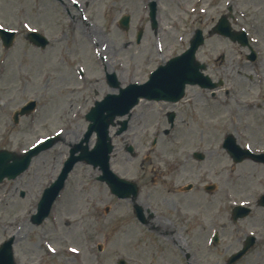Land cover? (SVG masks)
I'll use <instances>...</instances> for the list:
<instances>
[{
    "label": "rangeland",
    "instance_id": "obj_1",
    "mask_svg": "<svg viewBox=\"0 0 264 264\" xmlns=\"http://www.w3.org/2000/svg\"><path fill=\"white\" fill-rule=\"evenodd\" d=\"M64 1L0 0V26L17 30L11 47L4 48L0 40V148L19 153L37 140L60 136L34 156L24 173L0 184V244L14 236L17 264H117L119 258L127 264H226L235 243L254 233L257 245L235 264H264V208L257 205L264 193V164L250 159L234 163L222 147L225 134L232 133L243 147L264 151V77H256L259 70L264 72V0H180L191 2V10L181 5L174 14L173 0H156L164 40L155 38L149 22L138 19L146 16L150 0L142 1L144 8L141 0ZM75 3L82 9L88 5L85 20ZM228 6L234 12L233 28L249 32L258 54L253 62L247 59V48L209 33ZM131 8L137 15L129 33L119 30L116 20ZM144 24V38L137 43L134 32ZM198 28L206 38L198 59L223 86L214 95L210 89L190 87L185 98L190 99L177 105L181 113L173 126L165 110L174 107L143 102L133 110L126 132L117 135L111 128L116 145L112 169L139 183L136 201L156 218L141 223L130 199L117 198L97 180L99 168L78 162L49 218L32 224L43 189L86 131L85 114L113 91L106 73H116L123 86L145 80L163 56L185 50ZM29 29L44 32L50 44L45 49L33 46L26 35ZM240 92L252 107L246 106L235 120L229 112L216 111ZM30 99L37 101L36 110L14 123V110ZM95 139L93 135L90 144ZM127 143L136 156L124 150ZM194 150H201L205 159H193ZM185 160L186 165L180 163ZM234 168L241 174L236 181ZM189 182L196 187L182 190ZM210 183L216 188L207 192L203 186ZM234 204L251 205L253 211L233 223ZM215 231L220 241L214 246Z\"/></svg>",
    "mask_w": 264,
    "mask_h": 264
},
{
    "label": "water",
    "instance_id": "obj_2",
    "mask_svg": "<svg viewBox=\"0 0 264 264\" xmlns=\"http://www.w3.org/2000/svg\"><path fill=\"white\" fill-rule=\"evenodd\" d=\"M218 31L223 32L231 36L233 39H240L245 43V37L241 34V38L235 36L233 32H231L230 26L227 22L221 24L218 28ZM0 36L2 37L4 44L9 45L13 38V32H5L3 30L0 31ZM34 41L37 44H41L44 46L46 41L42 39L41 36L37 34H33ZM203 43V36L200 30L197 31L196 37L191 41V48L185 55H182L172 61H170L166 66L158 69L152 75L151 81L146 83V85L141 87H136L134 85L129 86L126 89H121L120 95L108 96L101 103L97 104L96 108H93L91 112L87 115V119L92 121L89 125L88 131L85 135V141H88L93 131H97L98 139L95 147L89 153L86 150L87 146L84 147L82 143L76 145L75 148L71 150V156L66 161L65 167L59 176L56 183L52 185L48 191L45 192V195L40 203V209L42 207L47 206V210L44 212V215L50 209V206L53 202V199L57 196L58 191L63 185L64 179L67 176V173L70 169H72L73 165L78 160H85L87 162L93 163L94 166L100 165L102 169L105 171L104 175L101 176V179L107 180V182L111 185L113 192L117 193L119 196H129L130 193H134L136 195L137 188L132 182L127 181H117L112 176H114L109 171V153L112 151V145L110 141V137L108 135V127L112 122L113 118L117 114H124L129 111V109L137 103L140 96H145L148 98H159V97H172L175 94L179 95V93L183 90L185 84L187 82H197L208 87H214L216 84L208 83V76H205L201 73L200 68H204L203 64L198 62L196 67L193 66L194 62V54L199 47L200 44ZM109 82L112 86H117L118 82L116 76L113 75L109 77ZM36 103L34 101L30 102L27 106L22 108L21 114L29 113L35 107ZM106 112V113H105ZM18 113L15 115V121H18L17 118ZM126 121L122 122V127L119 129V133L122 132L126 127ZM55 139L49 138L42 145L31 149L28 153L23 155H17L13 152H9L7 150H0V182L7 176L8 178H13L26 169L31 161L32 154L38 153L42 149L49 148L53 145ZM228 151L232 154L236 161L242 160L245 157H254L248 153L246 150H236L234 146V140L232 137L228 139L226 144ZM85 150L80 155H75V153L79 150ZM202 157V155H201ZM259 160L264 161V155L256 157ZM111 175V176H110ZM239 209V216H244L248 212V208H236ZM139 210V215H140ZM237 212V211H236ZM36 217V216H35ZM44 217V216H43ZM238 217V216H236ZM41 218L36 220L40 221ZM254 243V239L252 237L249 238V242L245 245V247L232 255L228 261V264H231L238 260L248 248ZM11 254V246L10 242L3 244L0 248V264H15L12 259ZM120 263L124 264V261Z\"/></svg>",
    "mask_w": 264,
    "mask_h": 264
},
{
    "label": "bare ground",
    "instance_id": "obj_3",
    "mask_svg": "<svg viewBox=\"0 0 264 264\" xmlns=\"http://www.w3.org/2000/svg\"><path fill=\"white\" fill-rule=\"evenodd\" d=\"M181 5H183L185 7L186 10H188L191 6V2L187 1V2H180L179 0H173V4H171L170 7V12L171 14H174L176 9L180 8L181 9ZM264 72L262 70H259L257 73V76L262 75ZM242 98V92H240L239 94H236L235 96V100L233 102H225L224 105H219L216 108V111L220 114H223L225 112H229L232 115V118L235 120L236 117H238L239 113L241 111L246 110V106H250L252 107V105H247L243 100H241ZM237 121V120H236ZM235 121V123H236ZM180 163L184 164L185 161H181ZM263 169V168H260ZM242 170V169H240ZM233 180H238L239 177L241 176L239 173V170L237 168L234 169L233 171ZM231 174V176H232ZM257 181H262V179L257 180ZM174 239V236H173Z\"/></svg>",
    "mask_w": 264,
    "mask_h": 264
},
{
    "label": "snow or ice",
    "instance_id": "obj_4",
    "mask_svg": "<svg viewBox=\"0 0 264 264\" xmlns=\"http://www.w3.org/2000/svg\"><path fill=\"white\" fill-rule=\"evenodd\" d=\"M25 27H27V25H25ZM37 143H41V141L37 140ZM72 251H75V249H73Z\"/></svg>",
    "mask_w": 264,
    "mask_h": 264
}]
</instances>
